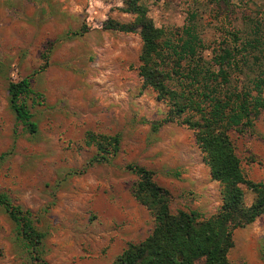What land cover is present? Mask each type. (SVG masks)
I'll use <instances>...</instances> for the list:
<instances>
[{
	"label": "rangeland",
	"instance_id": "1",
	"mask_svg": "<svg viewBox=\"0 0 264 264\" xmlns=\"http://www.w3.org/2000/svg\"><path fill=\"white\" fill-rule=\"evenodd\" d=\"M146 18L164 33H181L193 19L205 55L259 37L240 83L264 65V0H140ZM127 0H0V193L32 211L45 236L49 264H110L130 242L154 227L151 211L133 193L137 175L126 165L155 171L172 195L171 209L210 216L221 206L193 130L177 122L154 128L166 104L139 74V29L120 32L111 21L130 23ZM85 30L67 37L69 31ZM48 54L46 60L44 55ZM46 67L33 74L39 67ZM173 59H166L171 73ZM31 75L37 94L27 103L38 124L30 133L9 102V81ZM121 137L109 161H89L98 148L86 132ZM248 176L264 181V111L253 132H231ZM253 193L246 189V203ZM233 264H264V214L238 228L229 252ZM0 264H35L17 223L0 205Z\"/></svg>",
	"mask_w": 264,
	"mask_h": 264
},
{
	"label": "trees",
	"instance_id": "2",
	"mask_svg": "<svg viewBox=\"0 0 264 264\" xmlns=\"http://www.w3.org/2000/svg\"><path fill=\"white\" fill-rule=\"evenodd\" d=\"M127 11L135 17L130 23L109 22L108 29L133 32L139 29L142 49L139 74L143 87L152 88L156 98L167 106L165 118L154 125L157 129L168 122H177L193 130L211 177L221 187V206L217 212L204 216L197 211L171 209L172 195L159 184L155 171L138 163L126 167L137 175L133 193L154 217L152 231L139 242H130L110 264H233L229 252L234 246V233L264 214V181H255L245 172L236 151L232 131L253 132L255 120L264 111V65L248 84L240 83L244 67L251 60V47H260L259 37L241 40L215 49L205 55V42L193 19L181 33L168 35L146 18L140 0H127ZM85 30L69 31L67 37L81 35ZM47 60L48 54L44 55ZM173 59L166 72V59ZM39 67L32 75L43 70ZM31 75L10 80L9 102L18 120L30 133L38 124L29 108L27 97L37 94ZM86 143L95 145L98 153L88 163L109 161L121 149L119 134L86 132ZM246 189L254 199L246 203ZM3 205L17 223L19 233L30 248L35 264H49L41 251L45 234L32 219V211L14 205L0 193Z\"/></svg>",
	"mask_w": 264,
	"mask_h": 264
}]
</instances>
